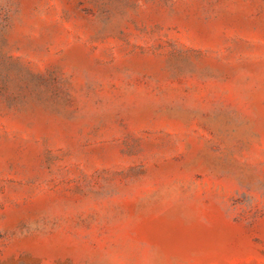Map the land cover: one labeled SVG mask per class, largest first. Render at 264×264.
Masks as SVG:
<instances>
[{"label":"rangeland","instance_id":"1","mask_svg":"<svg viewBox=\"0 0 264 264\" xmlns=\"http://www.w3.org/2000/svg\"><path fill=\"white\" fill-rule=\"evenodd\" d=\"M0 264H264V0H0Z\"/></svg>","mask_w":264,"mask_h":264}]
</instances>
